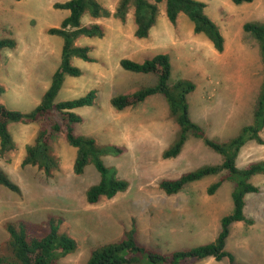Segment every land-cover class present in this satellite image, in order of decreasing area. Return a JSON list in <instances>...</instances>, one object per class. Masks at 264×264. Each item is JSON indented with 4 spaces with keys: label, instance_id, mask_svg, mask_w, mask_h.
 Here are the masks:
<instances>
[{
    "label": "rangeland",
    "instance_id": "obj_1",
    "mask_svg": "<svg viewBox=\"0 0 264 264\" xmlns=\"http://www.w3.org/2000/svg\"><path fill=\"white\" fill-rule=\"evenodd\" d=\"M67 0H0V38L10 37L16 47L6 48L0 58V83L5 91L0 101L9 108L28 112L41 100L61 63L63 40L48 29L59 26L69 14L57 2ZM112 12L119 0H99ZM206 12L219 24L225 47L217 51L203 34H195L193 22L181 15L170 25L165 8L150 36H134L131 11L126 21L114 16L92 18L85 14L83 24L99 23L105 35L81 37L78 45H90L93 62L74 59L80 76L65 77L56 101L75 99L96 90V103L75 109L84 117L77 133L95 136L98 142L120 145L124 150L103 156L115 176L129 182L126 191L98 203L87 201L88 188L99 181L93 164L82 174L73 170L77 149L61 135H53L51 145L60 168L47 176L34 166H22L26 145L36 137L40 124L13 123L10 127L16 149L0 155V167L19 185L20 192L0 185V252L9 240L7 225L23 224L29 232L43 233L51 222L74 237L77 249L59 264H86L95 247L119 239L132 227L139 243L164 253L213 241L221 229V218L233 209L231 181H224L213 193L208 187L224 174L206 176L191 182L180 192L168 195L160 187L163 178H175L185 171L219 164L220 154L203 140L189 136L180 154L164 158L174 141L177 124L170 117L161 94L139 104L118 110L111 98L135 92L156 83L151 73L125 70L120 60L137 61L167 51L172 62L170 82L193 80L197 87L188 96L191 118L216 139L235 135L253 119L262 81L258 44L244 31L248 21H264V0L234 4L232 0H202ZM177 125V126H176ZM264 139V130L262 131ZM264 159V143L247 142L237 158L240 167ZM258 192L246 196L245 213L253 222L232 224L227 249L239 264H264V174L252 178ZM196 264H228L227 259L208 257Z\"/></svg>",
    "mask_w": 264,
    "mask_h": 264
},
{
    "label": "trees",
    "instance_id": "obj_2",
    "mask_svg": "<svg viewBox=\"0 0 264 264\" xmlns=\"http://www.w3.org/2000/svg\"><path fill=\"white\" fill-rule=\"evenodd\" d=\"M253 0H232L234 4L250 3ZM58 9L68 10L69 14L59 26L51 27L48 33L60 36L63 40L61 63L53 74L49 87L43 93L40 102L30 111L9 108L0 101V155L5 156L16 149V142L11 133L13 123H38V133L32 143L26 145V154L22 166H34L47 176H52L60 168L51 139L53 135H61L67 142L77 149L73 170L82 174L89 164H93L100 175L98 182L87 190V201L90 204L98 203L103 197L113 198L118 193L126 191L129 182L115 176L108 167L103 156L115 151L122 152L120 145L100 143L95 136L77 133V124L84 121V117L75 109L84 106H93L96 103V90L92 89L85 95L75 99L56 101L62 88L65 77L80 76L83 71L73 65L78 58L86 62H93V50L90 45H78L81 37H98L105 35L103 25L99 23L83 24L85 14L92 18L114 16L126 21L132 11L135 21L134 36L144 40L150 36L159 17L165 8L166 17L172 26H176L181 15H186L193 22L195 34H203L210 40L213 47L222 52L225 47V36L219 24L206 12V2L202 0H119L115 11H111L99 0H67L57 2ZM244 31L256 41L262 63V81L253 119L242 126L240 130L227 139L210 137L205 128L195 122L190 116L188 96L197 85L187 78H179L170 82L172 62L170 54L159 52L155 56L143 61L130 57L120 60L123 69L136 73H151L156 76V83L142 87L135 92L115 95L111 98V105L118 110L133 107L148 97L161 94L167 101L170 117L177 126V133L173 143L164 150V158H173L180 154L189 136L200 138L204 144L222 157L219 164H209L194 170L185 171L175 178H163L160 187L168 195L180 192L191 182L199 181L206 176L224 174L218 181L208 187V193L213 194L221 184L228 180L233 184V209L222 216L221 229L216 238L208 243L180 249L169 253L155 250L139 243L135 227L127 230L117 240L101 244L90 251L86 264H196L208 257L217 260L227 259L228 264H239L235 254L227 249V241L231 233V226L238 221L247 224L253 221L245 213L246 196L258 192L259 187L252 182L258 174H264V159L252 161L244 167L237 164V158L242 147L249 141L264 143V21H248L243 26ZM14 38H0V58L6 48L16 47ZM5 86L0 83V96ZM0 185L12 191L20 192V187L0 167ZM9 240L0 252V264H59L66 255L74 252L78 243L74 237L60 231V226L50 223L43 233L29 232L23 224L7 225Z\"/></svg>",
    "mask_w": 264,
    "mask_h": 264
},
{
    "label": "crops",
    "instance_id": "obj_3",
    "mask_svg": "<svg viewBox=\"0 0 264 264\" xmlns=\"http://www.w3.org/2000/svg\"><path fill=\"white\" fill-rule=\"evenodd\" d=\"M154 29V28H153ZM162 52H167V51H162Z\"/></svg>",
    "mask_w": 264,
    "mask_h": 264
}]
</instances>
